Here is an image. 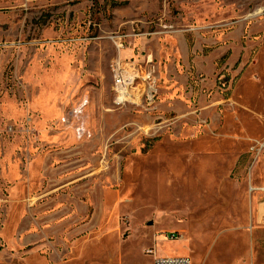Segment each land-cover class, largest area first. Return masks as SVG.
<instances>
[{"label":"rangeland","instance_id":"obj_1","mask_svg":"<svg viewBox=\"0 0 264 264\" xmlns=\"http://www.w3.org/2000/svg\"><path fill=\"white\" fill-rule=\"evenodd\" d=\"M262 187L264 0H0V264H264Z\"/></svg>","mask_w":264,"mask_h":264},{"label":"built area","instance_id":"obj_2","mask_svg":"<svg viewBox=\"0 0 264 264\" xmlns=\"http://www.w3.org/2000/svg\"><path fill=\"white\" fill-rule=\"evenodd\" d=\"M114 44L118 53L110 62L113 102L119 106L127 102L144 108L151 106L157 93L156 76L151 60L139 56L123 59L120 57L123 42L120 40ZM75 134L78 139L83 138L87 134L85 127L82 124L77 125ZM147 252L153 253V249ZM153 264H191V261L187 256H155Z\"/></svg>","mask_w":264,"mask_h":264},{"label":"crops","instance_id":"obj_3","mask_svg":"<svg viewBox=\"0 0 264 264\" xmlns=\"http://www.w3.org/2000/svg\"><path fill=\"white\" fill-rule=\"evenodd\" d=\"M137 56H139L140 58H146V55L145 56H143L141 53H139ZM148 58L150 59V57L148 56ZM261 189H264V187H262Z\"/></svg>","mask_w":264,"mask_h":264}]
</instances>
